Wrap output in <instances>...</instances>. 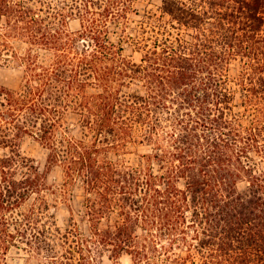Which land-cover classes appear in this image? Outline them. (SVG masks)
<instances>
[{"label":"trees","instance_id":"16d2710c","mask_svg":"<svg viewBox=\"0 0 264 264\" xmlns=\"http://www.w3.org/2000/svg\"><path fill=\"white\" fill-rule=\"evenodd\" d=\"M141 1L0 0V264H264V0Z\"/></svg>","mask_w":264,"mask_h":264},{"label":"rangeland","instance_id":"374dc122","mask_svg":"<svg viewBox=\"0 0 264 264\" xmlns=\"http://www.w3.org/2000/svg\"><path fill=\"white\" fill-rule=\"evenodd\" d=\"M162 4V0H142L137 6L139 10V14L132 15L133 22H131L130 32L136 31L138 28L139 22L144 19L145 15L148 13H153L160 15L159 7ZM71 28L76 30L80 27V23L78 20H73L70 23ZM126 52L133 56L135 61H140L141 53L133 51L131 47H127ZM236 70L232 71V74H235ZM23 79V71L22 69L15 65L13 62H5L0 63V85L7 86L10 88H18ZM129 149H133L132 146ZM21 150L26 155L35 159L36 163L40 166L42 170L46 169L48 166L47 157H48V149L44 147L38 140L32 137H25L21 144ZM140 151H145L144 148L139 147ZM5 150L0 148V157L3 156ZM133 155H130L132 157ZM49 180L51 183L56 185L62 183L63 180V172L60 166H53L49 170ZM83 196L80 191H76L72 201H62L58 204V208L56 210L57 222L60 226H64L70 216L71 209H73L77 214L83 211ZM85 229H87L86 225H83ZM120 264H132L131 257L127 254H123L119 259ZM105 264H112V261L107 257L104 259ZM8 264H38L36 260H27L23 257V254H18L17 251H12L8 255Z\"/></svg>","mask_w":264,"mask_h":264}]
</instances>
